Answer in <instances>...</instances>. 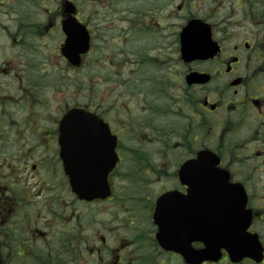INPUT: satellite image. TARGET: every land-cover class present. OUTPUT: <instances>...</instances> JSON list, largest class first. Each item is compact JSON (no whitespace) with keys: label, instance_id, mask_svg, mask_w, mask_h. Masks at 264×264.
Instances as JSON below:
<instances>
[{"label":"flooded vegetation","instance_id":"obj_1","mask_svg":"<svg viewBox=\"0 0 264 264\" xmlns=\"http://www.w3.org/2000/svg\"><path fill=\"white\" fill-rule=\"evenodd\" d=\"M66 1L76 3V0H59L57 9L51 11L45 9V0H0V264H126L131 252L139 264H155L154 260L160 264H187L181 254L159 247L153 200L165 192L182 196L190 193V186L180 181L179 168L195 159L203 149H210L220 158V167L230 173L231 184L243 187L246 209L253 215L249 233L258 238L260 247L254 258L232 262L223 250L218 262L202 264H264V31L250 32L249 36L238 40L233 16L221 18V3L213 4L217 0H211L205 14L187 13L189 5L185 0L177 6L179 16L159 11L162 17L179 18L185 23L194 18L209 23L221 51L212 60L189 64L180 60L176 70L165 68L171 74L163 79L172 91L177 85V96L158 94L153 89V81H149L146 98L127 87L121 73L103 79L101 84L107 87L104 101H91L85 108L109 127L110 133L89 138L97 150L115 146L118 162L109 181H125L124 173L131 166L148 163L151 167L150 161H158L160 155L155 150L146 152L148 141L158 140L161 146L165 145L169 154L165 159L167 164L176 165L171 174H146L139 178L144 189H150L152 186L146 184L153 183H160L162 187L160 191L133 192L146 199L148 206L134 207L128 217L125 214L119 217L122 208L110 218L108 213H103L105 219L94 227L91 218L78 213V197L62 160L63 144L78 138L64 135L61 124L69 109L77 106L46 111V98L21 96L16 100L12 96L14 85L21 93L23 83L29 82L25 72L35 67L28 59L29 53H34V42L49 36L55 28L63 35ZM235 1L247 9L245 2L251 0ZM249 10L252 11V6ZM79 14L78 8L76 17ZM35 16L43 19H34ZM65 39L63 35L58 48L60 53ZM116 54L124 55L125 50ZM108 59L110 56L106 57ZM96 61L90 52L83 58L81 67L72 69L78 72ZM174 71H178L175 76ZM191 74L206 75L209 84L190 86L187 77ZM93 80L97 81L94 75L87 76L88 85L94 84ZM111 84L114 88H110ZM143 97L147 103L143 115L151 117L155 111L151 98H166L167 103L183 98L185 112L181 124L174 123L171 110L166 109L171 121L165 136L157 138L152 130H147L154 137L146 139V132L142 130L150 126L137 112ZM179 152H182L181 158H178ZM95 156L106 158L100 151ZM194 185L198 188L195 193L205 194L202 186ZM97 203L81 204L86 206L84 212L91 215L92 207L88 205ZM185 218L187 227H200V215ZM116 221L128 237L121 232L114 246L108 247L109 238L101 233ZM90 231L97 233V244L94 236L89 235ZM192 247L201 251L205 246L196 241ZM105 252L110 254L106 261L101 255Z\"/></svg>","mask_w":264,"mask_h":264},{"label":"rangeland","instance_id":"obj_2","mask_svg":"<svg viewBox=\"0 0 264 264\" xmlns=\"http://www.w3.org/2000/svg\"><path fill=\"white\" fill-rule=\"evenodd\" d=\"M180 2L181 0H167L153 4L152 0H76V5L82 11L80 20L88 26L93 37V54L91 55L93 59L98 61L78 72L72 71L60 56L58 48L63 35L60 34V29L55 28L49 36L34 42V53H29L28 59L35 67H31L29 71L25 72V75H28L29 82L23 83V92L20 93V90L16 89L17 86H13V98L16 100H19L21 96L24 98L26 96L46 98V111H54L60 107H62L61 109H66L72 106H86L91 101L97 103L104 101L107 87L101 83L105 77L110 74L115 77L116 73H121V78L128 84L127 87L135 89L137 93L140 92L145 97L150 90L149 81H153V89H161L162 91L167 88L168 96H177V85H175V90L172 91V87L170 89L166 79L163 78L171 74L165 68H174L178 65L180 59L179 32L184 23L175 17L173 19L162 17L159 15V11H165L163 14H168V12L176 14L177 5H180ZM187 2L192 7H195V10L192 11L193 13L197 11L205 14L213 1L187 0ZM219 3H221L222 7L221 18L233 16V28L235 33L239 34L238 40H241L242 36H249L250 32L262 33L264 31V18L255 17L256 14L250 10L246 14L247 10L239 7L232 0H217L215 3L213 2V4L217 5ZM58 5L59 0H45L44 3L45 9L51 11H55ZM164 8L166 10H162ZM243 9L245 11L241 13ZM188 11H191L190 6L186 9L187 13ZM155 17H157L156 20H154ZM38 18L43 19V17L37 16L34 19ZM146 20H149L153 30L149 28L144 30V26L142 27L143 31L139 27V24L144 23ZM156 23L160 24V26H154ZM123 49L125 50L124 55L116 54ZM147 53L156 60H154V64L151 63V65L146 60L149 58ZM107 56H110V59L106 60ZM177 73L178 71H174V76ZM91 74L95 76L97 81L93 80L92 83L94 82V84L88 85L87 76ZM164 82L166 87L162 84ZM110 88H114V84H111ZM151 99L153 100V110H155L154 112L152 111L153 113L151 112L152 117L143 115L144 108L147 106L144 97L140 99L141 106L137 107L138 117L144 118L145 123L150 126L142 130V132H146V139L151 136L154 137L147 130H152L157 138L165 136L171 121L166 109L171 110L170 116L173 118L174 123L178 125L181 124V116L185 112L183 98H179L176 103H167L166 98ZM13 110L15 111L16 109ZM149 119H151V123H149ZM44 125L47 126L48 124L45 123ZM147 143L149 146L146 147V152H150L148 150L152 149L162 157L164 154L167 155L168 152L161 148L162 146L158 143V140L157 142L148 141ZM181 157L182 152H179L178 158ZM150 163L152 164L151 168L148 167V163L146 165L141 163L131 166L127 171H135L136 182H132L130 187H128L129 183L116 181L114 184L117 195L112 201L92 206L93 213L91 215H87L84 212L85 206L78 202V213L82 214L83 217L91 218L94 222V227H96L98 222L105 219V214L108 213V218H110L112 214L117 212V208L120 207L122 209L119 217L123 214L128 217L127 208L129 204L124 202L127 200L129 193L121 194L119 196L121 201L118 199V194L128 189L138 191L140 189L139 176L144 174L142 170H147L154 175H165L171 173L174 168L168 164L165 166V161H150ZM146 185H150L153 188L158 186L155 183ZM123 208L126 209L123 210ZM96 217L99 218V221L95 220ZM97 227L99 231H102L100 225ZM121 232L128 237V234L122 231L119 222L116 221L112 226L105 227L101 234L109 238L108 247H112L116 240L119 239ZM89 235L91 237L94 236V242L97 244V233L90 231ZM101 255L105 261L110 258V254L107 252L101 253ZM159 262H162V260H159ZM125 263L139 264L138 259L132 255V252ZM154 263L159 264L155 260Z\"/></svg>","mask_w":264,"mask_h":264},{"label":"water","instance_id":"obj_3","mask_svg":"<svg viewBox=\"0 0 264 264\" xmlns=\"http://www.w3.org/2000/svg\"><path fill=\"white\" fill-rule=\"evenodd\" d=\"M67 13L69 18L63 22V31L67 36L63 46V56L73 65H79L81 56L89 51V33L85 26L79 23L74 17L76 14L72 4H67ZM217 51V45L212 41L210 26L202 21L193 20L181 33V54L182 59L191 62L193 60H205L213 57ZM189 83L199 81L197 75H191L188 78ZM96 117L92 116L81 109L72 110L63 123V127L77 128L74 131H65V135L78 136L77 145L68 141L63 145L62 157L67 173L72 178V186L77 192L81 200L92 201L95 199H106L109 197L111 189L107 182V174L91 173L89 169L98 164L93 160L92 147L88 142L89 129L96 127ZM79 129V130H78ZM108 149H104V153ZM112 152V150H111ZM113 153V152H112ZM115 155H113V160ZM107 162V161H106ZM108 165L106 171H110L113 167ZM109 162V163H110ZM219 159L210 151L199 153L196 161L187 163L181 169V177L186 174L202 175L200 184H206V195L199 197L200 200L206 199L211 201L206 207L201 205L202 215L205 216V226L200 229L186 228L182 231L189 233L190 236L196 237L194 240H202L205 242L207 249L200 252L199 255L194 250L184 248L177 242H169V232L178 231L177 228L171 227V216L182 217L185 211V204L198 199V196L179 197V195L168 193L162 196L157 203L155 212V222L159 227L158 240L164 249L177 250L183 254L185 260L190 264H196L198 259L202 257L204 262L207 260L218 259L221 249H226L232 260L236 261L245 257L256 255V244L252 241L247 233L250 224L245 211L246 198L243 191L238 194L232 192L227 195L216 194L211 192L212 184L227 183L228 179L223 178L226 173L218 168ZM223 176V177H221ZM183 183H198L199 181H184ZM225 191L224 189L220 190ZM248 238L252 241L250 242ZM194 254V255H193Z\"/></svg>","mask_w":264,"mask_h":264}]
</instances>
